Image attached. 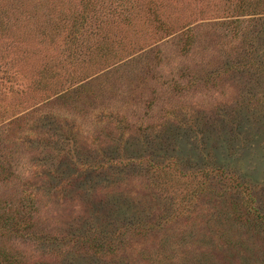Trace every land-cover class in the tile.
I'll return each mask as SVG.
<instances>
[{
    "label": "rangeland",
    "instance_id": "374dc122",
    "mask_svg": "<svg viewBox=\"0 0 264 264\" xmlns=\"http://www.w3.org/2000/svg\"><path fill=\"white\" fill-rule=\"evenodd\" d=\"M1 167L26 264H264V0H0Z\"/></svg>",
    "mask_w": 264,
    "mask_h": 264
},
{
    "label": "trees",
    "instance_id": "16d2710c",
    "mask_svg": "<svg viewBox=\"0 0 264 264\" xmlns=\"http://www.w3.org/2000/svg\"><path fill=\"white\" fill-rule=\"evenodd\" d=\"M94 83V80H90ZM5 167H1L0 168V174L2 173V171L4 170ZM51 183H49L50 185ZM47 192V191H46ZM27 199V203L25 204L24 207H28V205H30V203L34 202L33 198L29 197H25ZM24 202V200H23ZM111 206L115 209V207L117 208L116 204L112 202ZM24 218L21 215H15L14 213H10L9 210H7L6 208H3V205L0 203V237H4V236H17V235H21V237L26 236L24 232H26V230H22L19 228V225L22 224ZM116 222V221H115ZM113 223L110 222L108 223V225H112ZM104 229V227H103ZM89 232V238H93L92 235V230H88ZM93 232H96V229L94 228ZM114 234V233H113ZM118 233L116 232L114 234V236H116ZM107 236V235H106ZM112 236V235H111ZM100 238H102L103 236H99ZM99 238V239H100ZM97 238H93L91 240H94ZM99 243V242H98ZM97 243V246H98ZM98 253H101V251H96V253H92L94 259L95 256L98 255ZM106 253V252H103ZM25 259L23 257L20 256V254L16 251H14L13 249H2L0 248V264H26L25 263Z\"/></svg>",
    "mask_w": 264,
    "mask_h": 264
}]
</instances>
